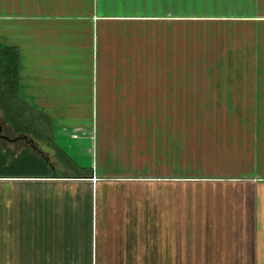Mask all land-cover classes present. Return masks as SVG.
Listing matches in <instances>:
<instances>
[{
	"label": "rangeland",
	"instance_id": "obj_1",
	"mask_svg": "<svg viewBox=\"0 0 264 264\" xmlns=\"http://www.w3.org/2000/svg\"><path fill=\"white\" fill-rule=\"evenodd\" d=\"M93 9L80 129L34 141L91 182L0 183V264H264V0Z\"/></svg>",
	"mask_w": 264,
	"mask_h": 264
},
{
	"label": "crops",
	"instance_id": "obj_2",
	"mask_svg": "<svg viewBox=\"0 0 264 264\" xmlns=\"http://www.w3.org/2000/svg\"><path fill=\"white\" fill-rule=\"evenodd\" d=\"M93 11V0H0V43L19 50L21 95L24 96L22 91L30 93L25 95L50 117L57 138L69 128L60 122L56 124V120L77 117V108L83 106L79 85L92 77ZM79 129L74 126L69 132ZM8 181L91 179H0V183ZM15 186L7 187V191L14 193L9 199L17 202Z\"/></svg>",
	"mask_w": 264,
	"mask_h": 264
},
{
	"label": "trees",
	"instance_id": "obj_3",
	"mask_svg": "<svg viewBox=\"0 0 264 264\" xmlns=\"http://www.w3.org/2000/svg\"><path fill=\"white\" fill-rule=\"evenodd\" d=\"M50 122L49 116L26 101L21 95L20 55L18 48L0 43V124L3 126L4 134L10 138L21 136L27 137L29 141L33 140L32 146L25 144L21 146L18 143L11 144L14 147H21L17 153L14 152V149L8 147L5 142L0 141V179L92 178L91 171L86 170V173H83V168L75 165L71 159L65 158L62 152L59 154L66 159L64 164L67 167L69 165L74 173H58L49 165L48 157L39 152V148L34 144V141H50L49 134L53 131ZM36 125L42 128L40 127V129ZM53 141H55L54 138ZM22 152L29 153L30 157L39 156L41 158L39 162H32L35 166L33 172L18 169L17 159ZM27 162H29V159H27Z\"/></svg>",
	"mask_w": 264,
	"mask_h": 264
},
{
	"label": "flooded vegetation",
	"instance_id": "obj_4",
	"mask_svg": "<svg viewBox=\"0 0 264 264\" xmlns=\"http://www.w3.org/2000/svg\"><path fill=\"white\" fill-rule=\"evenodd\" d=\"M5 142L6 144H14V143H18L19 145H21V143L25 144V145H33V140H28L27 137H12L10 138L9 136H7L6 134H4L3 132V126L0 124V141Z\"/></svg>",
	"mask_w": 264,
	"mask_h": 264
}]
</instances>
